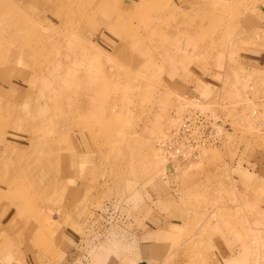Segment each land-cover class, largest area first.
I'll return each mask as SVG.
<instances>
[{"label":"rangeland","instance_id":"rangeland-1","mask_svg":"<svg viewBox=\"0 0 264 264\" xmlns=\"http://www.w3.org/2000/svg\"><path fill=\"white\" fill-rule=\"evenodd\" d=\"M52 3L0 0V75L20 82L0 83V130L23 136L5 191L38 257L264 264V0ZM65 149L89 156L85 189L60 185Z\"/></svg>","mask_w":264,"mask_h":264},{"label":"crops","instance_id":"crops-1","mask_svg":"<svg viewBox=\"0 0 264 264\" xmlns=\"http://www.w3.org/2000/svg\"><path fill=\"white\" fill-rule=\"evenodd\" d=\"M31 1H33V0H31ZM35 1L45 2V5L43 6V8L44 7L46 8V5L48 4L47 2H54L55 0L54 1H51V0H43V1L42 0H35ZM52 10L53 9H51V11ZM48 15L49 14H47V16ZM50 15L53 16V14H51V13H50ZM4 70H6V68ZM2 76L3 75H0V78L3 79V80L0 79V83H3L2 86L6 87V88H10L7 84L15 83L14 85L13 84L12 85L16 89L15 90L14 89L8 90V92L10 91L9 93L11 95H9V94L6 95L4 93L2 94L3 96H8L5 99H11L9 96H12V95H15L16 93H18L16 91L19 90L18 84H20V82L19 81L18 82L17 81L16 82L15 81H9L8 83H6L7 81L4 78H2ZM24 98L25 97H23V99ZM34 103H36V104H34V106L31 107V109L18 110L17 113H19V119H18L19 122H17L15 124L16 127H19L20 123L22 124L24 122L21 120V117H23V116L28 117V116H30V113H31V116H34L35 112L38 111V109H40V107H42V104L38 105L39 101L34 102ZM13 113H15V112H13ZM7 115H9V114H7ZM25 123L27 124V121ZM12 125L13 124L10 122L8 124V127L2 128V129H7V130H5V131H3L2 129L0 130V214L2 212L5 213V219H0V264H45V261L47 259H45L43 255H41V257H38L39 253H38L37 249L35 248L36 245L38 244V239L34 235H32L28 229L29 225L31 224V221L29 219H27L25 216H20L23 218L22 220H20L21 219L20 217H16L13 214V213L17 214L19 212H23L24 207H21L20 205L18 206L16 203H14L13 197L10 194H8L7 191H5L6 185L10 184V180H9L10 177L8 175H11V172H12V169H10L11 165L13 164L14 160L16 162V159L19 156L18 154H21V148L20 147H22V144L17 143V141L15 139H13V138L23 137L22 135L19 136L16 134H10V136H8V139H6V137H4V135H8L9 133H14L16 131L15 129H12L13 128ZM17 129H19V128H17ZM30 132L31 131L29 129L28 133L24 132V134L27 136L30 134ZM9 137H11V140H9ZM20 140H21V138H20ZM58 147L60 149V146H58ZM59 154H60L59 162L54 166L58 169L62 168V170H64L65 173H67L69 175L66 178H61L59 180V183H60V185H63V186H65V185L69 186L70 184L67 183L68 181H70L72 183V181H74L75 179L80 178L77 176L81 175L82 172H83V174H85V172H86L85 171V165L87 163L86 161L88 160L89 156L87 154H84V152L71 153L70 151H67L66 149H65V151L63 150V152H61V150H60ZM81 162L84 165V169H83V171L80 172L79 169L81 166L80 164H82ZM9 165H10V167H9ZM85 176H86V174H85ZM55 183H56V181H55ZM55 185H58V184L56 183ZM60 185H59V189L61 187ZM71 185L73 186V184H71ZM74 185L75 186H73V188H75V189L78 187H80L81 189H83V188L85 189L87 187V185L89 186V182H88V179L87 180L82 179L81 182H79V183H78V181H74ZM17 207L18 208L20 207V209H17ZM105 207H103V209ZM7 211H9V212H7ZM30 235H32V236H30ZM68 239H70V237H68ZM64 240H65V242L67 241L63 237L62 243H63V247L65 249ZM76 245L78 246V243ZM72 248L68 247L67 249L64 250V253H66V255L68 256V261H66L65 264H79L78 261L80 258L78 256H76V254L73 257H70L71 256L70 253L73 250ZM77 249H78V247H77ZM145 250H146V248H144V245H142L140 247V249L138 250L137 254L134 255L135 258H128V257L126 258L125 257V260L123 261L124 263L120 262V264H152V262L150 260L158 263V261L152 255L149 256V260H148L147 256H144ZM150 252L151 251L147 252V254H149ZM73 254H74V252H73ZM141 256H143V257H141ZM96 257H97V259H95L96 264H104L106 259L109 258V257L103 256V255H97ZM144 257L147 258V260L150 262L146 261V259ZM111 264H118V261L115 260Z\"/></svg>","mask_w":264,"mask_h":264},{"label":"built area","instance_id":"built-area-1","mask_svg":"<svg viewBox=\"0 0 264 264\" xmlns=\"http://www.w3.org/2000/svg\"><path fill=\"white\" fill-rule=\"evenodd\" d=\"M199 115L200 114L196 115V118L195 119H199V121H201L202 118H199L200 117ZM189 117H190V119L187 118L185 120L186 124L183 127H181L182 128V131L180 132L181 135H184L185 134V137L184 138H186L188 144H190L191 142L193 143L192 138H191L192 131L190 130V126L192 125V121H191L192 116H189ZM199 121L196 122V123H199ZM201 139H199L200 142L199 141H195V144H203L205 141L203 142L204 139L203 138H201ZM207 139L209 140V138H207ZM192 143H191V145H192Z\"/></svg>","mask_w":264,"mask_h":264},{"label":"bare ground","instance_id":"bare-ground-1","mask_svg":"<svg viewBox=\"0 0 264 264\" xmlns=\"http://www.w3.org/2000/svg\"><path fill=\"white\" fill-rule=\"evenodd\" d=\"M33 1H35V0H33ZM56 1V3H58V2H60V0H55ZM48 4H53L52 2H47ZM51 6H54V5H51ZM1 115H2V113H1ZM4 117V116H3ZM10 209V208H9ZM30 236H32V235H30Z\"/></svg>","mask_w":264,"mask_h":264}]
</instances>
